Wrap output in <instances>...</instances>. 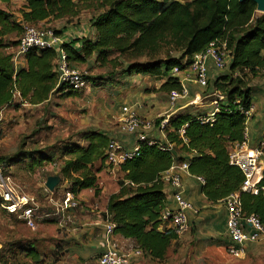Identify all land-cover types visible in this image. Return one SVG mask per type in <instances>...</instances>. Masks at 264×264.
I'll return each instance as SVG.
<instances>
[{
    "label": "trees",
    "instance_id": "obj_1",
    "mask_svg": "<svg viewBox=\"0 0 264 264\" xmlns=\"http://www.w3.org/2000/svg\"><path fill=\"white\" fill-rule=\"evenodd\" d=\"M10 2L0 0L2 5ZM255 8L251 0H24L11 11L0 6V107L15 93L30 105L46 103L57 92L65 97L78 95L58 83V52L52 48L29 49L24 54L25 67L14 69L12 50L25 25L43 28L40 25L54 20L69 23L80 11L95 10L90 19L95 37L62 43L67 65L77 69L93 59L101 66L120 69L122 75L163 78L156 91L165 94L182 90L178 76L171 75L173 68L183 71L210 42L225 40L227 71L207 84L222 96L213 120L203 122V117L190 113L169 116L161 145L171 144V150L160 149L157 142L140 143L137 155L117 167L119 189L107 199V215L114 234L133 240L152 261H164L177 234L171 227L160 226L166 203L161 174L174 162L187 161L189 174L203 180L201 193L208 202L239 193L242 213L255 215L264 224V168L263 191L250 194L240 191L243 175L229 162L230 148L243 141L251 82L264 69V14H257ZM16 16L21 23L14 20ZM87 78L91 86L103 83L96 82L99 78ZM163 118L155 121L156 127ZM108 140L106 133L86 129L77 134L76 142L62 144L57 157L55 147L33 145L24 150L21 142L16 154L0 156V165L6 174L14 164L26 163V171L31 172L43 164L57 163L55 175L66 181L64 191L75 198L80 191L92 189L98 196L97 172L106 164ZM176 154L188 155V159L176 158ZM34 244L23 237L3 242L0 264H40L43 259Z\"/></svg>",
    "mask_w": 264,
    "mask_h": 264
},
{
    "label": "crops",
    "instance_id": "obj_2",
    "mask_svg": "<svg viewBox=\"0 0 264 264\" xmlns=\"http://www.w3.org/2000/svg\"><path fill=\"white\" fill-rule=\"evenodd\" d=\"M23 3L24 0H11L9 4H0V6L11 11L12 9L21 7ZM255 12L261 14V12L256 10ZM14 20L21 23L18 16ZM51 22L43 23L42 25L49 26ZM76 24L77 22L74 26L70 24L59 26L58 29L61 31L59 36L63 42L81 38L93 39L95 37V30L91 26V23L89 27H86L83 22H80L79 25ZM12 51V65L14 69H23L25 67L24 55L16 54L14 50ZM218 75V71L213 68L211 62H208V82H213ZM176 76H178L181 86L186 90V94L177 98L174 102L169 101L168 105L164 104L160 106L164 113H166L163 117L168 118L173 114L190 113L206 118L217 111V101L222 100L221 95L216 94L212 90L207 95H200L197 92L199 86L188 68L180 71ZM162 81L163 78H161L157 87ZM42 104L30 105L23 103L18 93H15L9 103L0 107V120L6 121L12 116L15 117L16 113L21 111L22 105H24L23 107L30 108L38 107ZM247 116L245 125L246 146L248 149H256L264 144V77L258 79L256 85L251 87V108L247 111ZM1 125L2 128H7L4 127L3 122ZM96 129L106 133L109 138L116 139L126 149H131L135 145L136 137L120 133L118 126L114 128L107 126ZM149 137L159 144L165 143L164 132L157 129L153 130L149 134ZM68 140V142H76L77 137L75 140ZM66 141V139L59 140L58 142H52L41 147H46V149L55 147V155L57 157L59 156L60 146L66 143ZM41 144H43L42 141ZM83 144L81 143V145ZM18 149L19 146L11 150L9 154H0V156H12L18 152ZM178 156H182L186 160L188 159V155L185 154H176V158ZM178 164L180 163L174 162L166 171H172V167H176ZM16 165L17 169L22 170V172H15L20 175L19 178L22 182L21 184H14L17 187L21 186L29 196H32L36 200L37 209L40 210V214H37L35 220V230L32 229L34 232L22 237L30 238L35 242L34 247L40 252L42 259L44 255L52 258L48 264H97V256L104 251L107 245L104 230L105 222L108 219L106 210L107 199L109 195L116 193L119 189L117 180L121 173L117 171V168L110 169L105 164L97 172V184L100 189L98 196L94 195L92 189L82 190L74 198L78 204L77 208L62 210V201L66 193L64 189L67 186L66 181L60 179L56 188L51 192L44 186L47 176L56 174L57 163L43 164L31 172L26 171V165L23 166L24 164ZM165 172L161 174V177ZM179 173L182 196L193 205L196 212H188V229L178 235L171 243L166 257L168 253H173L180 258L190 260L192 264H196L197 262H205L207 264V255H216L218 259L225 258L226 255L223 247L227 242V236L225 230L226 211L223 202H208L201 193L203 182L198 177L189 174L188 170H181ZM163 192L166 196L165 208H173L172 189L164 182ZM0 216L5 217L7 215L3 214L0 210ZM111 239L112 243L121 250L136 247L133 240L125 239L116 234ZM2 243L3 241L0 236V249ZM253 244L257 243L247 244V250ZM42 250L45 254L42 253ZM55 257L58 258L57 262H54L53 258ZM142 257L152 261L148 257ZM140 258L133 259L129 264H141Z\"/></svg>",
    "mask_w": 264,
    "mask_h": 264
},
{
    "label": "built area",
    "instance_id": "obj_3",
    "mask_svg": "<svg viewBox=\"0 0 264 264\" xmlns=\"http://www.w3.org/2000/svg\"><path fill=\"white\" fill-rule=\"evenodd\" d=\"M264 14V13H261ZM64 43L59 35L54 34L50 28H37L30 25L23 27V33L18 40L15 48L16 54L24 55L29 49L52 48L58 52L56 62V72L58 75V83L65 86L66 90L84 91L90 87V81L86 72L78 69L70 68L65 60V54L61 50ZM226 41L215 39L209 43L207 48L198 54H195L188 66L189 71L193 74L194 80L201 88H206L208 84L207 68L208 62H211L215 70H222L228 64V50ZM180 71L173 68L172 76H176ZM259 75L264 76V69L258 71ZM186 90L182 87L181 92L169 93L170 102H174L177 98L184 96ZM122 114L118 119V130L125 135H134L136 137L135 145L131 149L124 148L116 139L109 138L104 149L105 163L108 167L115 169L137 155L141 142L148 145L156 144L149 134L153 130L162 131L167 124L168 118L164 117L160 120L159 125L154 129L151 121L140 119L134 114L130 107L124 106L121 109ZM247 115V112H245ZM214 114L206 118L204 121H212ZM181 133V131H180ZM162 150H171L172 145L165 146L159 144ZM229 162L237 166L242 175L243 181L240 185V191L250 194H257L263 191L260 187L262 178V170L264 163V144L256 149H248L246 146L245 129L243 141L234 144L229 150ZM188 163L181 162L176 167H172V171H166L161 180L172 189V198L174 201L173 208H164L161 212L159 220L160 226H170L178 235L188 229V212H196L193 205L186 200L181 193L180 171L187 170ZM203 182L201 178L198 177ZM225 211V230L227 242L223 247L226 256L232 259H239L246 254V245L249 243L264 242V224H262L255 215L245 216L240 208L239 193H234L222 200ZM77 202L71 193L66 192L62 201V210L77 208ZM0 209L8 215L15 216L24 222L25 226L30 229L35 228V220L37 218L36 200L29 195H25L16 191L7 174L3 173L0 165ZM114 224L108 219L105 222L104 230L106 236V248L96 258L97 264H129L133 259L144 256L142 251L137 248H129L121 250L112 243Z\"/></svg>",
    "mask_w": 264,
    "mask_h": 264
},
{
    "label": "rangeland",
    "instance_id": "obj_4",
    "mask_svg": "<svg viewBox=\"0 0 264 264\" xmlns=\"http://www.w3.org/2000/svg\"><path fill=\"white\" fill-rule=\"evenodd\" d=\"M96 13L95 10H82L77 16L78 18L71 19V23L57 20L52 21L49 26L40 25V27L59 30L58 28L62 24L74 26L76 22V25L83 22L86 27H89L90 19ZM77 69L86 72L88 77L99 78L96 82L103 81V83L95 86H91L90 83L88 89L78 92V95L75 96L65 97L58 92L54 93L46 103L30 108L22 105L21 111H18L15 117L12 116L6 121L0 120V154H9L21 142L25 143L24 150H29L33 145L42 148L41 146L59 140H75L77 134L86 129L107 126L114 128L118 126V119L124 106L130 107L131 111L140 119L151 121L154 129H156L155 121L165 116L166 113L160 106L168 105L170 98L168 94L156 91L161 78L136 74L122 75L120 69L112 70L109 67L101 66L93 59L78 66ZM217 71L219 74L225 73L227 66ZM262 77L264 76L258 74L252 80L251 87L256 85V81ZM209 91V87H198L197 89L200 95H207ZM2 122L7 128L1 127ZM25 165L26 163L23 166ZM15 172H22L17 169L16 164L12 165L6 174L17 192L28 195L21 186L17 187L16 184H21L22 180L19 178L20 175ZM3 214L7 215L5 212ZM16 221L20 220L15 216H0V236L3 242L34 232L35 229L28 228L24 223L16 224ZM42 253L45 254L43 250ZM51 259L44 255L40 264H48ZM53 259L54 262L58 261L56 257ZM206 260L207 264H264V242L253 244L239 259H232L228 256L218 259L216 255H207ZM140 261L141 264H192L190 260L180 258L173 253H168L162 262L150 261L144 257H141ZM196 264L206 263L197 262Z\"/></svg>",
    "mask_w": 264,
    "mask_h": 264
},
{
    "label": "water",
    "instance_id": "obj_5",
    "mask_svg": "<svg viewBox=\"0 0 264 264\" xmlns=\"http://www.w3.org/2000/svg\"><path fill=\"white\" fill-rule=\"evenodd\" d=\"M242 1V0H240ZM255 4V10L261 13H264V0H251ZM264 168V163H263ZM60 178L56 175H50L45 179L44 186L48 191H53L54 188L58 185Z\"/></svg>",
    "mask_w": 264,
    "mask_h": 264
}]
</instances>
